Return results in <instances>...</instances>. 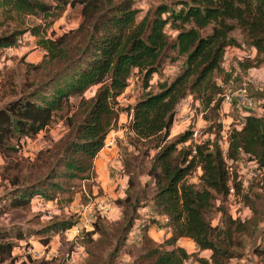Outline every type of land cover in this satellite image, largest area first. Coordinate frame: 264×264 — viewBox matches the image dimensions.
Wrapping results in <instances>:
<instances>
[{"label": "trees", "instance_id": "16d2710c", "mask_svg": "<svg viewBox=\"0 0 264 264\" xmlns=\"http://www.w3.org/2000/svg\"><path fill=\"white\" fill-rule=\"evenodd\" d=\"M134 5L135 0H0V26L8 24L0 30V48L19 47L29 31L45 50L39 63L29 65L35 72L32 82L0 104V157L7 162L6 171H18L8 176L11 189L0 200V210L27 209L38 194L68 202L81 183L94 177L95 158L123 111L117 98L137 71L143 92L126 109L129 144L137 155L125 158V196L115 201L121 217L108 225L99 218L85 233V264H114L139 217L138 210L147 201L165 219L170 235L158 245L145 246L146 264H184L189 258L198 264H227L238 254L234 235L248 231L252 217L256 220L263 210L264 116L251 113L240 128L231 127L225 154L219 116L204 121L203 129L210 138L195 145L194 152L191 145L182 146L189 129L168 137L175 114L188 97L195 105L200 102L205 113L219 115L222 88L215 75L224 83L231 79L219 65L226 48H256L254 59L238 63L243 72L264 61V0H179L178 8L161 3L140 20ZM67 6L79 7L77 26L49 33L59 11ZM30 17L40 22L24 27ZM11 21L18 22L12 26ZM234 30L243 34L247 45L230 34ZM169 50L175 52L172 62L183 59L182 67L153 90L150 79L159 72ZM93 87V95L85 99L84 94ZM72 98L79 101L76 111L70 115L67 111L65 116L69 134L61 152L45 175L30 180L21 174L23 162L17 157L22 138L45 130L58 112L70 110ZM151 149L155 152L146 166L144 160ZM241 159L254 160L262 171L246 187L232 168ZM197 167L201 170L199 182L191 183L187 178ZM143 175L150 181L141 182ZM229 183L235 194L242 192L243 202L253 212L251 218H233L228 212ZM215 212L220 218L213 223ZM74 223L71 218L50 221L41 230L46 234L44 244L48 245L53 232L63 233ZM147 229L143 225V236ZM94 234L98 237L93 238ZM25 237L22 229L0 226V264L14 258L17 240ZM182 237L194 242L196 252L176 246ZM202 251H209L208 257L199 256ZM254 254L264 264V246L255 247Z\"/></svg>", "mask_w": 264, "mask_h": 264}, {"label": "rangeland", "instance_id": "374dc122", "mask_svg": "<svg viewBox=\"0 0 264 264\" xmlns=\"http://www.w3.org/2000/svg\"><path fill=\"white\" fill-rule=\"evenodd\" d=\"M177 1L179 0H135L134 6L138 10L137 20H140L147 11L153 10L161 3L178 8L179 5H176ZM79 19L78 6L62 8L48 32L50 33V30H54L56 33H61L74 28L77 26ZM2 21L3 16L0 15V22ZM25 21L24 27L31 23L40 22L33 17L27 18ZM16 22L18 21H11L10 25L14 26ZM7 26L8 24L3 27L0 26V30L5 29ZM167 31L170 33L169 29ZM230 34L239 42L248 44L239 30H234ZM170 37L172 38V35ZM44 54L45 50L37 44V38L29 31L24 34L22 43L16 50L9 51L6 48H0V104L11 100L24 89L27 83L32 82L35 72L29 65L39 63ZM167 55L168 58L158 68L159 72L153 74L150 79V85L153 90H156L157 84L164 81V79L170 80L174 77L175 73L182 67V58L174 62L171 60L175 57V52L169 50ZM3 58L4 60L2 61L1 59ZM234 61L235 59L233 58ZM233 64H235V70H239H236L238 76L236 77L235 86H239L243 77L248 76L250 72L258 77V82L249 83L247 88L249 93L260 102L259 106L263 109L264 61L247 72H243L238 64ZM215 80L218 83L222 82L218 74L215 75ZM94 91V87L86 91L84 98H90ZM142 92L143 83L141 76L137 71H134L128 80L127 87L117 98L119 107L123 108V111L119 114L116 127L109 132L105 139L104 147L95 158V175L91 180L81 183L70 201L46 199L42 194H38L33 197L31 205L27 209L0 210V226L22 229L26 232L25 238L17 240V245L13 249L14 258L5 264H16L20 260H22L20 264H85L88 257L85 233L93 229V223L97 222L99 218L104 221V224L108 225L121 217V209L115 201L125 196L128 178L125 172V158L136 157L137 155L134 147L129 144L130 135L127 126L130 116L126 109L136 101ZM78 101L77 98H72L70 110L65 108L62 112H58L51 124L38 135L22 138L21 148L17 153V157H19L18 160L22 159L21 161L23 162L21 171L23 176L26 175L30 180H33L40 175H45L46 168L58 156L67 140V135L69 134V127L65 123L67 111L68 115L73 114L76 111ZM183 103L186 104V108L191 106L195 109L196 115L192 120L193 122H198L199 126H204V121L216 120L218 116L225 125H230L233 120L240 117V112L234 107L220 108L219 115L217 112L209 113V111L200 115L203 110V105L200 102L195 105L193 98H186ZM182 107L184 108L185 106H179L180 109ZM214 129L215 136L218 137L219 134L216 133V128ZM173 131L177 132L176 135H178L186 131V128L183 130L181 128H173ZM176 135L168 138L172 139ZM154 152L155 150L151 149L149 155L145 157L144 164L146 166H148L149 159ZM242 161L243 159L237 165L234 163L232 168L236 169V171L241 168L246 170L247 165ZM6 164V160L0 157V200L11 189L8 178L10 175L18 173L17 170L6 171L4 168ZM200 174L201 170L196 169L187 179L191 183H198ZM139 178L141 182L150 181V178L146 175ZM153 192L154 190L151 187L149 194L152 195ZM241 193L227 197L228 212L232 216V210H245L248 214L247 219H249L253 216V212L243 202ZM138 214L139 217L135 221L132 231L128 234L125 245L120 249L114 264H146L148 259L144 257L146 253L145 246L158 245L170 235L168 229L164 227L165 220L154 213L149 201L138 210ZM70 218L75 221L74 225L63 233L53 232L48 245H45L43 239H45L46 234L41 233L43 227L50 221ZM219 218L220 214L215 212L213 223H216ZM143 225L148 226L144 236L141 230ZM75 227L80 229L76 235L74 234ZM92 237L97 238L98 234H94ZM145 238L148 241H145ZM234 239L237 242L235 250L238 254L236 257L229 259L227 264H263L254 254V248L264 246V206L261 216L254 221L253 217L250 220L248 231L240 234L236 233ZM176 246L184 248L188 253L196 252L194 242L186 237L179 238L176 241ZM29 247H35L37 250H42L43 247H46L45 255L38 258L27 256L25 254ZM72 252L75 257L74 261L69 258ZM208 255L209 251L199 253V256L203 257H208ZM196 264L198 263L196 262Z\"/></svg>", "mask_w": 264, "mask_h": 264}, {"label": "built area", "instance_id": "2783aa9c", "mask_svg": "<svg viewBox=\"0 0 264 264\" xmlns=\"http://www.w3.org/2000/svg\"><path fill=\"white\" fill-rule=\"evenodd\" d=\"M22 43V39L20 40V45ZM18 47L12 46L9 48H6L9 51H14ZM256 48L255 47H228L226 48L224 55L220 61V67L223 70L224 73L231 74V79L228 83H224L223 81L221 83H218L220 87L222 88V91L220 93V97L222 98L221 101V109L224 107H234L240 112V117L236 120H233L230 125H225V123L222 121V130H221V151L223 154L226 152V146H227V136L228 132L231 127L240 128L244 124V117L248 114L254 113L257 116H264V108H260V102L257 101L255 97H253L249 91H248V84L249 83H257L258 77L254 75V73L250 72L248 76L243 77V80L239 86H235L236 77L238 75V72L235 70V64H238L239 62H243L244 60H252L256 56ZM233 58L235 61L233 62ZM2 61L4 60L1 59ZM1 62V61H0ZM239 71V70H238ZM186 101V100H184ZM183 101V102H184ZM181 103L182 107L179 108L177 111L178 113L175 114L173 123L171 128H181L183 130L184 128L190 130V135L187 141H185L183 145H191V148L193 149L192 152H194L195 145L203 144L207 141L208 138H210V134L206 131H204L203 126H199L198 122H193V118L196 115L195 109L193 107L188 106L186 108L185 103ZM180 105V106H181ZM198 105V103L196 104ZM205 111H201L200 115L204 114ZM199 121V120H198ZM242 162H245L247 165L246 170L241 168L237 171V175L239 176L238 179L241 181L242 185L244 187L248 186L252 181L258 179L261 176V169L258 168L256 162L254 160H243ZM196 169H200L197 167ZM229 172H232V168L229 167ZM231 195H235L234 188L231 183H229V193L228 197ZM248 209V208H247ZM39 210V208H38ZM232 217L238 218L241 220H244L248 217L247 212L245 210L237 209V211L232 210ZM165 220V219H164ZM80 231L78 227H75V235ZM45 248L43 247L42 250H37L35 247H29L26 251L27 256H31L32 258H38L45 255ZM73 252L69 255V258L71 261L75 260V257L73 256ZM22 260H20L16 264H20ZM184 264H196L195 261H193L191 258L186 259L184 261Z\"/></svg>", "mask_w": 264, "mask_h": 264}, {"label": "crops", "instance_id": "0c3cea01", "mask_svg": "<svg viewBox=\"0 0 264 264\" xmlns=\"http://www.w3.org/2000/svg\"><path fill=\"white\" fill-rule=\"evenodd\" d=\"M188 98H191V97H188ZM186 100V99H185ZM177 134V132H174L173 131V128H170V132H169V138L170 137H173L174 135H176Z\"/></svg>", "mask_w": 264, "mask_h": 264}]
</instances>
